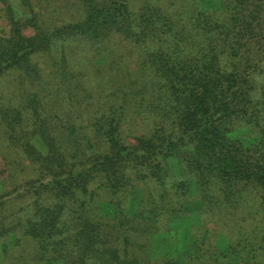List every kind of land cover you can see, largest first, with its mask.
Here are the masks:
<instances>
[{
	"label": "trees",
	"instance_id": "trees-1",
	"mask_svg": "<svg viewBox=\"0 0 264 264\" xmlns=\"http://www.w3.org/2000/svg\"><path fill=\"white\" fill-rule=\"evenodd\" d=\"M0 4V264H264V0Z\"/></svg>",
	"mask_w": 264,
	"mask_h": 264
},
{
	"label": "rangeland",
	"instance_id": "rangeland-1",
	"mask_svg": "<svg viewBox=\"0 0 264 264\" xmlns=\"http://www.w3.org/2000/svg\"><path fill=\"white\" fill-rule=\"evenodd\" d=\"M0 23L5 24V18L2 16V11L1 10H0Z\"/></svg>",
	"mask_w": 264,
	"mask_h": 264
}]
</instances>
